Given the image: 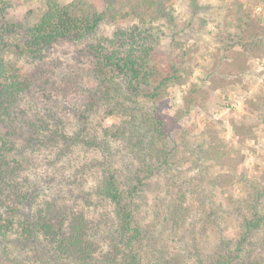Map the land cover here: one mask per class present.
Instances as JSON below:
<instances>
[{
    "label": "trees",
    "instance_id": "16d2710c",
    "mask_svg": "<svg viewBox=\"0 0 264 264\" xmlns=\"http://www.w3.org/2000/svg\"><path fill=\"white\" fill-rule=\"evenodd\" d=\"M4 1L0 264H264V171L243 178L237 239L202 238L209 224L219 229L220 214L208 210L217 206L209 165L191 175L177 161L222 151L213 142L168 145L180 117L164 111V98L185 69L184 58L162 59L164 0H103L101 11L86 0H44L28 25L6 19ZM121 5L131 24L100 33ZM113 115L121 120L107 124ZM154 177L163 192L151 206L143 193Z\"/></svg>",
    "mask_w": 264,
    "mask_h": 264
},
{
    "label": "rangeland",
    "instance_id": "374dc122",
    "mask_svg": "<svg viewBox=\"0 0 264 264\" xmlns=\"http://www.w3.org/2000/svg\"><path fill=\"white\" fill-rule=\"evenodd\" d=\"M86 1L99 11L104 9L103 0ZM163 2L172 16L168 14L156 21L163 31L159 45L162 59L184 58L185 69L182 81L171 84L164 98V111L180 117L167 142L176 150L185 149L184 141L188 147L194 141L205 143V147L212 142L220 147L222 157L219 159L195 160L194 155L185 153L179 154L184 161L180 157L177 163L187 170L185 174L191 175L197 173L199 166L207 168L205 164L209 165L206 189L210 191V201L217 206L208 210L216 213L211 218L220 214L219 229L214 223L209 224L205 232L208 236L202 238L214 243L220 241L218 235L222 234L226 239L235 240L240 227L239 207L245 204L243 178L258 180L264 171V0ZM1 6H5L4 0L0 1ZM43 7L44 0H11L5 17L28 25ZM127 9L121 5V14L115 15V19H104L99 32L110 34L117 25L131 24L132 17L125 15ZM238 33L240 41L237 43L230 36ZM188 100L193 101L189 109L186 108ZM119 120L120 116L113 115L106 118V123ZM214 176L223 180L224 185L212 184ZM150 187L143 196L152 206L155 196H160L163 189L158 187L156 177Z\"/></svg>",
    "mask_w": 264,
    "mask_h": 264
}]
</instances>
